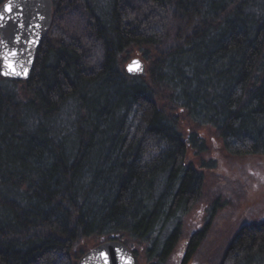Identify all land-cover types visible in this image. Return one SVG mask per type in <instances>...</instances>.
<instances>
[{"label": "trees", "instance_id": "1", "mask_svg": "<svg viewBox=\"0 0 264 264\" xmlns=\"http://www.w3.org/2000/svg\"><path fill=\"white\" fill-rule=\"evenodd\" d=\"M52 1L31 77H0V264H78L124 239L163 264L202 195L198 131L264 156V0ZM223 255L264 264V219Z\"/></svg>", "mask_w": 264, "mask_h": 264}, {"label": "rangeland", "instance_id": "2", "mask_svg": "<svg viewBox=\"0 0 264 264\" xmlns=\"http://www.w3.org/2000/svg\"><path fill=\"white\" fill-rule=\"evenodd\" d=\"M134 58L142 59L148 67V61L135 49L129 51L124 67ZM182 129L187 134L192 125L183 121ZM198 133L205 142V150L197 155L190 149L187 160L204 174V185L200 201L183 219L180 245L204 228L216 207L208 235L191 264H219L235 232L244 224L264 219V156L231 155L214 129L206 127ZM97 244L96 240L90 241L88 251ZM125 244L134 253L137 264L155 263L148 259L147 244L132 240ZM180 245L163 264H180Z\"/></svg>", "mask_w": 264, "mask_h": 264}, {"label": "water", "instance_id": "3", "mask_svg": "<svg viewBox=\"0 0 264 264\" xmlns=\"http://www.w3.org/2000/svg\"><path fill=\"white\" fill-rule=\"evenodd\" d=\"M9 4L13 8L11 13L5 11ZM52 14V0H7L0 6V16L4 17L0 20L1 78L26 81L31 77L38 50L50 30ZM134 62H138L141 70H137ZM125 70L130 76L143 77L147 65L134 58ZM78 264H137V260L124 242L109 240L87 251Z\"/></svg>", "mask_w": 264, "mask_h": 264}, {"label": "flooded vegetation", "instance_id": "4", "mask_svg": "<svg viewBox=\"0 0 264 264\" xmlns=\"http://www.w3.org/2000/svg\"><path fill=\"white\" fill-rule=\"evenodd\" d=\"M214 210H216V207L214 208ZM214 213H215V211H214ZM211 217H210V220L206 223V225L204 226V228L205 227H207L210 223H211ZM204 228H202L201 230H197V231H195L191 236H190V238L188 239V240H185V241H183L182 243H181V245H180V242H181V238H182V236H181V238L176 242V244H175V246L173 247V249L171 250V252H170V255L166 258V260H165V262L167 261V259H169L170 258V256L174 253V251L176 250V248L180 245V250L182 251V253H181V260H180V264H191L192 263V260L195 258V256L197 255V253H198V251L200 250V248H201V246H202V244H203V242L204 241H202L201 243H200V241L198 242V237L196 236L199 232H202V231H204V232H206L207 233V235H208V232H209V230L208 231H205V230H203ZM197 237V238H196ZM194 242H197L198 243V245H197V243L194 245V247H192V245H193V243ZM200 243V244H199ZM222 260H223V258H222ZM222 260H221V262L219 263V264H221L222 263ZM164 262V263H165ZM151 264H159V262L158 261H155V263H151Z\"/></svg>", "mask_w": 264, "mask_h": 264}, {"label": "snow or ice", "instance_id": "5", "mask_svg": "<svg viewBox=\"0 0 264 264\" xmlns=\"http://www.w3.org/2000/svg\"><path fill=\"white\" fill-rule=\"evenodd\" d=\"M12 10H13V8H12V5H11V4L5 6V11H6V12L11 13ZM3 18H4L3 16H0V20H2ZM134 64L137 65V70H141V69L139 68V66H138V62H134ZM129 70L131 71L132 68H130ZM105 260H107V257H105Z\"/></svg>", "mask_w": 264, "mask_h": 264}]
</instances>
